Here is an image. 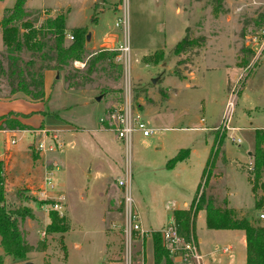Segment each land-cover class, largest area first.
<instances>
[{"label": "rangeland", "instance_id": "374dc122", "mask_svg": "<svg viewBox=\"0 0 264 264\" xmlns=\"http://www.w3.org/2000/svg\"><path fill=\"white\" fill-rule=\"evenodd\" d=\"M95 1L27 0L25 5L31 12V20L41 22L65 14L68 34L73 27L86 26L98 35L110 34V45L123 44L127 37L131 47L127 57L115 51V61L123 66L119 81L99 72L93 75V83L86 85L84 90H69L61 76L50 85L42 102L18 98L3 103L5 107L20 111L40 109L38 104L42 103V108L36 111L42 117L41 122L36 114L30 117L32 123L40 122L36 127L26 124L25 118L19 119L14 113L5 114L0 120V126L5 129L4 119L19 120L28 125L24 129H11L20 131L15 134V144H10L11 137L0 131V153H5L3 161L0 160L4 184L8 179L4 165L11 149H26L31 143L32 155L40 154L35 151V144L42 129L58 130L62 144L56 151L60 152L56 165L63 170L55 173V182L63 180L64 184L55 189L66 196L64 205L67 209H62L67 225L65 233L47 234L45 231L50 222V206L47 200L33 193L39 189V183L31 182V176L35 174L33 164L14 174L19 177L18 185H12L11 181L9 184L7 180V186H4L8 208L32 209L34 217L23 222L29 233L28 240L34 247L29 254L31 261L34 264L45 261L49 264H110L112 260L118 261L113 264H126L129 248L123 232V194L118 186L120 190H110L115 188L116 177L122 173L125 150L110 124L101 123L99 119L123 101L127 83L132 105L140 110L147 125L156 130L148 137L134 133L130 145V192L143 227L149 231L167 227L171 223L168 214L172 213L167 205L172 207L176 199L180 207L185 205L183 200L190 205L201 194L206 201L212 197L215 206L221 205L227 195L242 207L244 215L241 217L250 218L255 214L259 217L264 206L256 209L246 176L252 165L249 152L254 149V127L264 126V52L261 51L264 48V35L261 34L264 0H221L218 14L214 12V0H198L196 4L191 3L192 7L195 5L194 11L188 8L180 14L175 11L176 7H189L187 0ZM14 2L0 0V18ZM116 5L118 8L114 12ZM95 12L98 18L93 22ZM119 17L125 24L115 27ZM185 23H194V26L184 32ZM187 36L196 39V43L185 52L175 54L174 46ZM156 50L164 52L163 61L144 63L142 57ZM3 51L0 28V58ZM153 79H157L155 83ZM185 81L191 84L190 88ZM12 96L9 87L0 83V98ZM97 96H100L99 101ZM228 99L233 100L230 129L225 121ZM152 108L159 112L150 114L148 110ZM31 114L33 112L24 116ZM59 125L69 130H60ZM201 127L219 130H202ZM219 135H222L221 152L224 151L226 163H217L209 176L208 172L203 175L198 168L200 152L192 153V150L198 144L211 147ZM176 147L189 148L191 158L186 169L177 167L170 171L164 163L176 153ZM105 185L109 190H105ZM179 193L184 199L178 198ZM105 194L111 198L104 197ZM263 198L258 189L256 199ZM101 210L103 213L108 211L106 215L112 213V218L103 222L104 226L100 220ZM101 229L110 236L107 256L100 254ZM193 229L203 239V244L210 245L213 231L205 227L204 211L197 212ZM135 237L133 234L131 264H153L151 237L146 238L144 245L143 239ZM43 242L45 249L41 250L39 244ZM73 242L80 243V249ZM0 255L3 264H13L1 246Z\"/></svg>", "mask_w": 264, "mask_h": 264}, {"label": "trees", "instance_id": "16d2710c", "mask_svg": "<svg viewBox=\"0 0 264 264\" xmlns=\"http://www.w3.org/2000/svg\"><path fill=\"white\" fill-rule=\"evenodd\" d=\"M26 1L15 0L12 7L7 8L0 18L1 38L4 45V51L1 52L2 58H0V83L9 87L10 94L22 93L32 101H42L45 95L44 74L47 70H54L56 74L62 76L69 90H84L86 85L93 83L95 79L93 75L99 72H105L108 76H112L114 81H119L122 78L123 66L115 61L117 53L114 50L88 49L86 46L87 29L85 28L72 29L73 39L69 40L65 14L60 13L45 18L41 22H37L38 19L31 20V12L25 7ZM214 2L216 3L214 12L218 14V8L222 1L214 0ZM195 43L196 39L187 36L174 46L173 52L175 54L185 52ZM3 59L6 60V63L3 62ZM163 59L164 52L162 50H156L142 57L146 64H158ZM75 62L84 63V66L77 67ZM10 113H14L17 118L25 117L24 114L18 112ZM3 117L1 116L0 120ZM4 122L7 129L28 128V125L20 123L19 120L4 119ZM2 127L1 125L0 129L4 128ZM222 135H219L218 140L215 138L212 156L203 170V175L208 172L209 176L213 154L222 142ZM188 154L189 149L179 150L167 161L166 167L168 169L174 167ZM251 156L252 165L248 170L247 180L254 194L255 207L259 209L264 206V198L263 201L256 199L258 189L264 195V129L254 130V149ZM211 198L206 201L201 194L197 200L196 198L192 200L188 209L173 210V218L179 232L187 238L191 235L195 237L194 219L197 212L203 209L206 213L207 228L244 231L246 264H264V226L238 216L231 208L215 206ZM33 217L31 208L12 209L7 207L3 165L0 162V246L4 255L13 260V264L31 261L29 254L34 250V247L28 240L29 233L24 228L23 222L26 218ZM49 219L50 222L45 228L47 234L60 233L62 235L67 231L64 218L57 211L50 210ZM135 236V238L138 237L136 234ZM150 237L153 264H181L169 254L159 230L152 231ZM146 238H143L142 245L145 244ZM39 246L41 250L45 249L44 242ZM0 264H3L2 255H0ZM44 264L49 263L45 261Z\"/></svg>", "mask_w": 264, "mask_h": 264}, {"label": "crops", "instance_id": "0c3cea01", "mask_svg": "<svg viewBox=\"0 0 264 264\" xmlns=\"http://www.w3.org/2000/svg\"><path fill=\"white\" fill-rule=\"evenodd\" d=\"M97 1L99 2L101 0H96L95 3ZM178 1L184 2V0H178ZM197 1L198 0H187V4H190L189 7H188V5L182 7L181 9L179 7H176L175 11L177 12V14H180L182 11L187 12L188 8H190V10L194 11L195 5H194V7H192V6H193V4H196ZM191 3H193V4L191 5ZM112 5H114V4H112ZM117 8H118V5H116V7L114 8V12H116ZM97 18H98V13L95 12L93 17H92V21L96 22ZM193 26H194V23L193 24L185 23L183 25L184 32H188V30H190V28H192ZM74 28H85V29H87L88 32H90V41L86 42V46L90 50H99V49L113 50L116 47L115 44L110 45L111 44L110 43L111 41L109 38L110 34L106 33L103 36H101V35H98L95 30L90 31L86 26H76V27H73V29ZM67 32H68V30H67ZM261 51L263 53L264 48ZM227 69H229V68H227ZM56 75L57 74L54 70L45 71V74H44V94L45 95H46L50 85L53 83V81L55 79H57ZM59 78H61V77L59 76ZM182 80H185V79H182ZM185 84H186V86H188V88H190V86H191L190 83L185 81ZM45 95H44V97H45ZM18 98L28 100L31 102H42V101H32V100L28 99L27 97L22 96L21 94H18V93L13 94L12 98H6V99L0 98V117L4 116L5 114L10 113V112H18L21 114H29V113L33 112V114H31L29 116L18 117V118L19 119L25 118L28 121V122H26V124H28V125H31L33 127L38 126L42 120V117H40L39 112H36V111H39L42 108V103L38 104V107L41 106L40 109L31 110V111H22V110L20 111V110H17L15 108H11L10 106L5 107L3 105V103H5V101L14 100V99H18ZM225 106H226V103H225ZM148 111H150L149 112L150 114H157L159 112L157 110V108H152L151 110L149 109ZM34 114H36L40 119V122H38L37 124H34V123H32V121H30V117ZM59 126H60V128H58V129H60V130H63V131L69 130V128H67V127L65 128V127H62L61 125H59ZM212 127H215V126H212ZM212 127H201L200 129L217 131V130H213ZM257 128L263 129L264 126L254 127V129H257ZM9 130H11V129H0L1 132L11 136V132ZM30 144L31 143L28 144L26 149L14 147L13 149H11L9 155L7 156L8 161L4 165V171L6 172L5 174L8 175L7 180H9V184L11 181L12 185L13 184L18 185L19 184L18 183L19 177H18V175L15 176L14 174L21 173L24 170V168H26V167L28 168L29 164H33L35 166V174L31 176V180H32L31 182L37 183V184L39 183V186H40L41 182H42L44 167L45 166H51V165H54L57 163L56 157L60 156V154H59L60 152H56L58 154H56L54 152L46 153L44 155L42 154V156H39L40 154H36V153H34V155H32L31 149L29 147ZM212 146L211 147L209 146V148H208L206 145L198 144L197 148L192 150V153L200 152L201 159H200L198 168H199V170H201V172H203L206 164L210 161V158L212 156V149H213ZM222 147H223V143L221 142L219 148L216 150L215 154H213L212 167H215L217 165V163H224V162L226 163V157L224 155V151L221 152ZM181 149H189V148L176 147L175 152L177 153ZM32 150H33V148H32ZM213 152H214V150H213ZM6 153H8V152H6ZM219 153H221V154H219ZM54 154H56V155H54ZM249 154L251 155V152H249ZM190 158H191V153H190V149H189L188 156L185 159H183L182 161L178 162L174 167H172L170 169H168L166 167V163L169 159H167V161L164 163L165 164L164 166L167 170H170V171L175 170L177 167L178 168L184 167L186 169V164L189 163L188 161L190 160ZM251 161H252V156H251ZM251 164H252V162H251ZM209 174H210V172H209ZM186 176H188V172H187ZM186 176H184V178H186ZM7 180H6V184H4L5 187L7 186V182H8ZM55 183H56V187L60 188L64 184V181L58 180V182L56 181ZM249 186L251 189L250 183H249ZM107 189H108V187L105 185V190H107ZM110 190H120V189L117 187V185L115 183V188L110 189ZM83 193H84L83 190H81V193H80L81 199H83V196H82ZM48 195L50 197H52L54 195V192L49 191ZM105 196L108 197V195H106V194L104 195V197ZM183 196H184L183 194L179 193L178 198L180 200H182V199H184ZM226 197L222 199L221 205H218V206L231 208L238 215L243 216L244 214L242 211V207L239 204L234 203L232 201V199L229 198L227 195H226ZM108 198L110 199L111 197H108ZM177 201L178 200L176 199L173 201V204L171 203L172 207H170L169 205L166 206L167 209H170L172 211V213L170 215L168 214L171 221L174 220L173 210H175V209L186 210L190 207L189 203H187V201H185V200H183L185 202L184 203L185 205H183V207H180L179 205H177ZM65 209H67V205L66 206L64 205V210ZM200 211L205 212V210H203V209ZM100 212H101L100 220H101L102 226H104L103 222L108 221L110 218H112V213H110L111 215H106L107 213H109L108 211H106V213L105 212L103 213V210H101ZM105 215H106V217H105ZM246 219L249 220L250 222L259 223L261 226H264V220H261L258 217V214H255L254 217H250V218H246ZM205 227H207L206 226V213H205ZM144 229H146V228H144ZM207 229H209V228H207ZM209 230L213 231L212 232L213 238L211 240L210 245H206V243L203 244V239L201 237H198L194 231L195 238L198 241L199 251L203 257V264H246V238H245V233L243 230H240V229H209ZM101 234L103 236H102V240L100 242V250H101L100 254L107 256V255H109L108 245L110 243V241H109L110 236L107 235L106 233H104V230H102V229H101ZM73 243H74V246L77 247V249H80V247H81L80 243H78V242H73ZM88 243H89V240H88ZM120 261H123V260H120ZM176 261H178L179 263L182 262L179 258H176ZM116 262H118V261H112L111 260L110 264H113ZM66 263H67V261H66ZM182 264H193V263H183L182 262Z\"/></svg>", "mask_w": 264, "mask_h": 264}, {"label": "built area", "instance_id": "2783aa9c", "mask_svg": "<svg viewBox=\"0 0 264 264\" xmlns=\"http://www.w3.org/2000/svg\"><path fill=\"white\" fill-rule=\"evenodd\" d=\"M125 24V20L121 17L115 22V27H119ZM261 34L264 35V28L261 29ZM69 40L73 39L71 34L67 35ZM264 41V37H263ZM114 51L119 52L120 56H128L130 54V44L126 37V41L123 44H118ZM119 56V55H118ZM127 62V61H126ZM75 66L83 67L84 63L75 62ZM124 99L121 103L115 104L107 113L100 117L101 123L110 124L111 129L122 141L125 150V163L123 165L121 175L116 177V184L122 190V205H123V232L126 238V244H128L129 250L126 252L125 260L126 264H131V240L133 234H136L140 239L151 235L152 231L143 228L140 220V215L134 205L133 198L131 196V168H130V145L132 135L136 132L140 133L144 137L151 136L156 130L147 125L140 110L134 107L131 103V90L130 85L127 83ZM226 125L230 129L229 119L233 108V100L228 99L226 102ZM218 129V128H217ZM11 132L10 144H15V134L20 131L9 130ZM58 130H41V137L35 144V150L40 154H46L56 152L62 146L59 141ZM50 135V136H49ZM4 153H0V160L3 161ZM63 170L60 165L45 166L42 176V182L39 189H36L33 193L40 198L47 200L50 206V210L57 211L62 217L66 196L62 192H57L55 189V173ZM5 186V185H4ZM31 188V185L28 186ZM49 191H53L54 195L50 197ZM259 218L264 220V208L259 213ZM162 241L169 254L173 258H179L183 263L203 264V257L199 251L198 241L194 236L189 238L182 235L175 223H171L159 230ZM190 261V262H189ZM182 262H180L182 264ZM106 264V263H103Z\"/></svg>", "mask_w": 264, "mask_h": 264}, {"label": "water", "instance_id": "95a60500", "mask_svg": "<svg viewBox=\"0 0 264 264\" xmlns=\"http://www.w3.org/2000/svg\"><path fill=\"white\" fill-rule=\"evenodd\" d=\"M88 41H90V32H88V33L86 34V42H88ZM56 78H57V79L59 78V75H58V74L56 75ZM156 80H157V79H153V82L155 83ZM96 100L99 101V100H100V96H97V97H96ZM16 264H34V262H33V261H26V262L16 263Z\"/></svg>", "mask_w": 264, "mask_h": 264}]
</instances>
